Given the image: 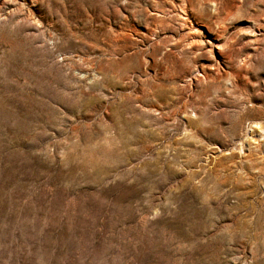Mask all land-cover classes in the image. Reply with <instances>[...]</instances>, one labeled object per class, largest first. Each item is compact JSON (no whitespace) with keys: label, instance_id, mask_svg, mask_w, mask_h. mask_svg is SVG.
Instances as JSON below:
<instances>
[{"label":"rangeland","instance_id":"374dc122","mask_svg":"<svg viewBox=\"0 0 264 264\" xmlns=\"http://www.w3.org/2000/svg\"><path fill=\"white\" fill-rule=\"evenodd\" d=\"M0 264H264V0H0Z\"/></svg>","mask_w":264,"mask_h":264},{"label":"bare ground","instance_id":"6f19581e","mask_svg":"<svg viewBox=\"0 0 264 264\" xmlns=\"http://www.w3.org/2000/svg\"><path fill=\"white\" fill-rule=\"evenodd\" d=\"M187 5V0H182V6L185 8ZM187 47V46H186ZM197 47V48H196ZM192 49H200V47L195 46V45H189L187 50H192ZM195 51V50H194ZM200 51V50H199Z\"/></svg>","mask_w":264,"mask_h":264}]
</instances>
